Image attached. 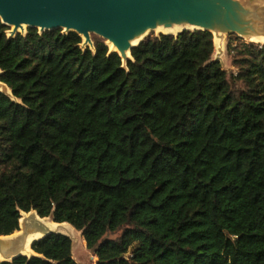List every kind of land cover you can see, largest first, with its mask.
<instances>
[{
  "label": "trees",
  "instance_id": "1",
  "mask_svg": "<svg viewBox=\"0 0 264 264\" xmlns=\"http://www.w3.org/2000/svg\"><path fill=\"white\" fill-rule=\"evenodd\" d=\"M9 30L0 237L35 212L95 264H264V44L236 46L228 76L208 30L149 35L125 65L95 33ZM30 249L0 264H79L60 233Z\"/></svg>",
  "mask_w": 264,
  "mask_h": 264
},
{
  "label": "rangeland",
  "instance_id": "2",
  "mask_svg": "<svg viewBox=\"0 0 264 264\" xmlns=\"http://www.w3.org/2000/svg\"><path fill=\"white\" fill-rule=\"evenodd\" d=\"M164 10H154L151 24L135 32L129 33L123 44L132 45V41L139 35L146 33L143 39L149 35H156V27L171 29L174 26H183V29H205L213 35L214 54L213 58L219 60L222 68L228 76L236 75L238 69L233 66L234 48L241 43H249L253 37L264 38V0H159ZM179 12L188 15L186 23ZM17 30L10 26L7 35L15 36L17 33L25 34L27 27H20ZM42 31L41 29H38ZM180 30V31H181ZM66 32L65 30H63ZM126 34V33H125ZM90 36H93L92 33ZM81 47L93 49L92 43L84 36H81ZM91 38V37H90ZM142 39V40H143ZM108 43V40L105 41ZM264 42H259L261 46ZM108 46V44H107ZM109 49V47H108ZM109 51H111L109 49ZM117 52V51H116ZM118 53V52H117ZM121 56L123 65L130 51L118 53ZM0 92L11 97L10 90L0 83ZM49 218H39L35 212L21 213L19 230L12 235L0 237V257L10 260L15 255L32 256L33 252H27L28 239L34 236V240L41 238L46 232H55L68 236L73 243V257L79 264H95L96 258L82 243L81 234L74 228H52ZM54 223V222H52ZM65 224V223H64ZM70 226V225H69ZM122 229L106 235V238H117L121 235ZM6 237V238H5Z\"/></svg>",
  "mask_w": 264,
  "mask_h": 264
},
{
  "label": "water",
  "instance_id": "3",
  "mask_svg": "<svg viewBox=\"0 0 264 264\" xmlns=\"http://www.w3.org/2000/svg\"><path fill=\"white\" fill-rule=\"evenodd\" d=\"M154 10H164L159 0H0V19L8 26L75 31L86 38L95 33L120 53L134 46L123 44L125 37L150 25ZM179 15L191 22L188 15Z\"/></svg>",
  "mask_w": 264,
  "mask_h": 264
},
{
  "label": "bare ground",
  "instance_id": "4",
  "mask_svg": "<svg viewBox=\"0 0 264 264\" xmlns=\"http://www.w3.org/2000/svg\"><path fill=\"white\" fill-rule=\"evenodd\" d=\"M23 26H26V25L19 26V27L17 28V30H18V31L21 30L20 27H23ZM12 28H15V27L12 25ZM182 28H183V26H174V27L171 28V29H164V28L158 26V27H156L154 30H155L157 33H163V34H176V33L179 32ZM188 29H189V28H188ZM190 29H194V28H190ZM145 34H146V33L142 34V36L139 35L136 39H134V40L131 42L132 45H136L137 43H139V42L143 39V37L145 36ZM249 42H250V43L257 44V43H259V42H264V38H261V37H253V38H251V39L249 40ZM107 44H108V47H109V49H110L111 51H117L118 53H120V52L118 51L117 47L115 46V44H114L113 42L108 41ZM60 226L63 227V228H67V229L70 228L71 231L73 230L72 227L69 226V225L66 224V223H65V224H61ZM50 227H52V228H58L59 225H57V224L51 222ZM16 232H17V231H16ZM16 232H14L13 234H15ZM6 237H8V236H6ZM6 237H5V238H6ZM34 238H35L34 236H30V237H29V239H28V245H27V248H26V251H27V252H32L31 249H30V244H31L32 240H34ZM0 261H3L2 257H0Z\"/></svg>",
  "mask_w": 264,
  "mask_h": 264
}]
</instances>
